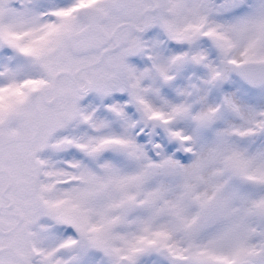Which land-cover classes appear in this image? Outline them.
Wrapping results in <instances>:
<instances>
[{
    "label": "snow or ice",
    "instance_id": "1",
    "mask_svg": "<svg viewBox=\"0 0 264 264\" xmlns=\"http://www.w3.org/2000/svg\"><path fill=\"white\" fill-rule=\"evenodd\" d=\"M0 264H264V0H0Z\"/></svg>",
    "mask_w": 264,
    "mask_h": 264
}]
</instances>
